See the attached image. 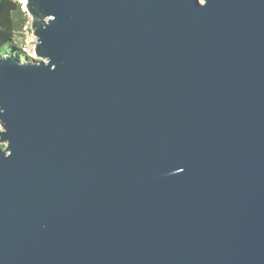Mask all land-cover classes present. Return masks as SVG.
Instances as JSON below:
<instances>
[{
  "label": "water",
  "instance_id": "1",
  "mask_svg": "<svg viewBox=\"0 0 264 264\" xmlns=\"http://www.w3.org/2000/svg\"><path fill=\"white\" fill-rule=\"evenodd\" d=\"M23 3L0 264H264V0Z\"/></svg>",
  "mask_w": 264,
  "mask_h": 264
},
{
  "label": "trees",
  "instance_id": "2",
  "mask_svg": "<svg viewBox=\"0 0 264 264\" xmlns=\"http://www.w3.org/2000/svg\"><path fill=\"white\" fill-rule=\"evenodd\" d=\"M26 13L21 0H0V53L25 55L15 47V41Z\"/></svg>",
  "mask_w": 264,
  "mask_h": 264
},
{
  "label": "rangeland",
  "instance_id": "3",
  "mask_svg": "<svg viewBox=\"0 0 264 264\" xmlns=\"http://www.w3.org/2000/svg\"><path fill=\"white\" fill-rule=\"evenodd\" d=\"M21 2H25V0H21ZM23 8L25 10V4L23 3ZM26 16V17H25ZM25 18L23 20L22 28L18 31L17 40L15 41V47L21 50L27 57H37L35 53H33V48L36 44V37L32 33L31 30V21L29 15L26 13ZM24 55V56H25ZM24 56L22 58H24ZM1 128V126H0ZM5 142L0 143V147H5Z\"/></svg>",
  "mask_w": 264,
  "mask_h": 264
}]
</instances>
